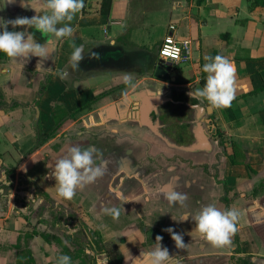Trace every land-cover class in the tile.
Returning <instances> with one entry per match:
<instances>
[{"label": "crops", "instance_id": "obj_1", "mask_svg": "<svg viewBox=\"0 0 264 264\" xmlns=\"http://www.w3.org/2000/svg\"><path fill=\"white\" fill-rule=\"evenodd\" d=\"M84 3L82 12L71 22V37L54 40L49 34L29 29L37 41L48 42L47 59L0 56V172L12 170L0 181L14 185L13 192L19 190L22 197L30 198L36 189L58 205L74 209L90 229L101 233L104 242L118 244L122 264H134L142 258V251L153 250L157 235L163 237L162 246L178 264H236L240 259L264 264V7L253 0H113L110 14L100 15V0ZM31 7H39V0H0V23L31 18L36 15ZM171 26H175L174 31ZM8 29L17 30L11 25ZM170 34L188 42V50L182 62L173 63L176 81L162 82L150 78L151 65L160 57V48ZM73 44L84 50L78 69L71 65ZM91 53H97L99 59ZM216 55L234 61L237 69L231 114L225 108H214L220 132L212 139L213 152L217 142L225 167L221 168L219 183L208 177L204 168H191L189 162L177 158L169 168H145L153 164L149 159L158 153L172 157L167 153L177 150L163 146L148 128L137 124H141L142 114L135 110L132 94L143 90V99L138 101L145 107L147 102L171 97L172 87L188 93L203 88L207 77L202 71L207 62L204 57ZM63 73L66 75L62 77ZM125 75L131 77V84L124 83ZM103 94L107 95L91 106L98 108L83 125L91 130L108 128L110 135L117 136L118 141H130L132 148L102 158L97 165L106 161V173L78 189L73 199L65 200L57 195L55 179L49 173L72 144L53 149L51 145L57 141L53 136L36 147V129L39 125L44 132L53 129L58 105L72 114ZM14 104L18 106L12 108ZM220 134L224 145L220 144ZM75 145L83 147L80 142ZM213 152L186 154L200 158L202 163L206 156L215 161ZM129 159L135 160L136 167L128 164ZM15 161V168L10 167ZM20 177L26 184H20ZM168 190L187 194L185 206L169 205L162 195ZM7 200L1 194L0 264H57L53 246L29 227V218L20 214L26 213L25 208L13 197L9 205ZM110 201L115 202L114 207L122 206L124 213L146 207L147 213H139L138 220L130 223H124L121 216L106 218L103 208ZM208 204L239 211L238 231L231 246L214 247L196 230L191 217ZM15 206L20 212L12 214ZM185 214L189 218L181 219ZM175 223L183 235L184 249H177L165 231Z\"/></svg>", "mask_w": 264, "mask_h": 264}, {"label": "clouds", "instance_id": "obj_2", "mask_svg": "<svg viewBox=\"0 0 264 264\" xmlns=\"http://www.w3.org/2000/svg\"><path fill=\"white\" fill-rule=\"evenodd\" d=\"M23 6V3H22ZM85 6L84 0H39V7H31L36 15L29 17H17L0 23V52L5 53L10 58H21L29 60L32 57L47 59L50 55L48 42L40 43L35 38V34L29 31L35 28L41 35L49 34L54 40L71 37L74 29L71 22L81 13ZM11 25L13 29L8 30ZM59 25V27H58ZM71 65L78 69L79 63L84 59L83 46L72 45ZM91 57L99 59L97 53H91ZM202 71L207 73L206 83L203 88L190 90L188 95L192 99L206 100L211 108H229L236 98L237 92V69L234 61L222 55L205 56ZM62 77L66 73L61 74ZM125 84H131V77H123ZM97 149L94 147L82 148L77 145L70 146L67 153L59 158L54 169L49 173L50 178L56 182L57 195L65 200L75 197L78 189L94 183L107 171V162L96 164L94 154ZM122 197V193L117 194ZM163 197L169 205L180 204L185 206L188 199L187 194L176 190L162 192ZM105 214L118 219L120 209L117 207L103 208ZM240 213L236 209L221 210L214 204L203 206L194 217L196 230L203 238L214 247H226L232 245V237L237 233V223ZM188 214L181 219L187 220ZM171 234V239L175 242L177 249L186 247L183 235L169 227L165 229ZM70 234H74L70 233ZM162 236L157 235L153 250L141 253L142 258L134 261V264H178L169 250L163 247ZM87 253V249L85 250ZM98 257V264H108L106 254L101 253ZM57 264H72L71 257L67 255L59 256Z\"/></svg>", "mask_w": 264, "mask_h": 264}, {"label": "rangeland", "instance_id": "obj_3", "mask_svg": "<svg viewBox=\"0 0 264 264\" xmlns=\"http://www.w3.org/2000/svg\"><path fill=\"white\" fill-rule=\"evenodd\" d=\"M8 30L12 31L11 29H8ZM20 30H23V29L17 28L16 31H20ZM66 81L67 83H70L69 76L66 77ZM47 82H48L47 80L44 81L45 85L47 84ZM56 89L57 91H59L57 87ZM117 94H119V92H116L115 95ZM97 108L98 107H92L91 109H88V111L85 110L79 113L75 119L68 120L65 117L67 114L66 110L63 108L62 104L58 105V107L56 108L57 109L56 116L59 117V119L63 121V124H62V127L55 133L54 136L57 138V141H55V143L51 145V148L58 150L67 143H71L73 146L75 144L79 145V142H80L82 143V146H83L82 148L94 147L95 149H97V152L94 154V159L96 161V164L100 163L102 158H104L109 153L120 151L123 154L124 151L126 152V149L131 150L133 144L130 141L129 142L128 141H118L117 136H113L109 134L110 130L108 128L105 129V127H101L104 129H99V128L96 129L97 127H94V129L91 130L90 126L85 127L83 125L85 121L88 122L93 111L96 110ZM172 125H173V130H175V128H178L179 122L175 120L174 123H172ZM36 133H37V140H38V139L44 138L48 132L46 131L44 132L42 129V126L39 125V127L36 129ZM169 136L172 138V140H177L176 139L177 135L175 134L172 135L169 132ZM34 144L35 142L32 144H29V147L33 146ZM161 144L165 146L163 142ZM214 145L215 147H214L213 157L216 158L215 161L214 159H212V157L206 156L202 164L200 163L201 159L200 158L198 159V157L191 156L190 154L188 155L181 151H173V152L169 151L172 153H167V154H172V157H167L162 152L161 154L158 153L156 157H152V155H149V157L151 156L153 159H149V158L148 159L153 164L145 168L153 169L152 166L160 167V165L162 166V168L163 167L169 168L170 167L169 164L175 163L177 161L176 160L177 158L180 161H182V163L189 162V165L191 168H197V165L199 166V168H204L205 174L208 177H213L215 181L219 183L218 178L220 177L221 168L224 170L225 167L221 161L222 149L219 147L217 142H215ZM14 164L16 165L17 162L15 161L13 164H11L10 167L15 168ZM128 164H130V166L132 164V166H135V167L137 165L134 159L133 160L129 159ZM6 171H5V174L7 175H10V173L12 172L10 168H8ZM5 174L0 172V178H2ZM13 179L15 180V176H13ZM18 180L20 184H23V183L26 184L25 179H22L20 177V179ZM14 188H15L14 185L9 186L8 184L0 181V189H3V192L0 193V197H1V194H3L4 197H7L8 199L6 201L7 205H9L8 204L9 199L13 197L14 200L18 202L22 208H25L24 211L26 213L25 214L20 213V214L23 217L29 218L30 219L29 227L35 233H37L38 231L37 234L40 235L47 243L53 246L52 248L54 251L52 254L56 255L57 260L59 256L65 255L64 250L62 249L60 245H58L56 241L57 238H59L63 240L65 243H67V245L69 246L70 251H71V253L69 254V257H71V261L73 262V264H82L81 257L77 256V253L79 251H77L75 247L68 242V237L71 235L73 236L77 235L81 238L87 239V241H90V243L95 247L97 246V239L94 237V235L90 231H88L86 228L82 226V223L80 221L76 220L72 216L74 214L73 210L68 209L67 207H65V205H58L55 201L49 199L48 196L45 195L43 192L38 191L36 189H34V191L32 192V196L30 198H27V197H22V195L18 193L19 190H17V192H13ZM114 203L115 202L110 201L106 204V207H109V208L114 207L115 206ZM117 208L120 209V213H121L120 216L124 217L125 219L124 223H128V222L130 223V222L136 221L133 219H137V216L139 213L143 215L147 213V207L139 208L138 211H134L131 213H124L122 211L123 209L122 206H117ZM17 211L20 212V207L15 206L12 211V214L13 213L16 214ZM105 216H107L106 218H109V217L112 218V216L107 215V214H105ZM170 227L173 228L175 232L179 233V227L176 226V223L173 225H170ZM73 232L74 234H70ZM83 233L85 236H83ZM105 248L110 251H115L117 249L121 253V250L118 247V244L113 241L105 242ZM89 252L90 251H87L88 254ZM99 258L103 259V257H100V256ZM122 258L124 259L123 255H122ZM108 264H110L109 259H108Z\"/></svg>", "mask_w": 264, "mask_h": 264}, {"label": "flooded vegetation", "instance_id": "obj_4", "mask_svg": "<svg viewBox=\"0 0 264 264\" xmlns=\"http://www.w3.org/2000/svg\"><path fill=\"white\" fill-rule=\"evenodd\" d=\"M208 106H204L203 100L192 99L187 90L172 87L171 98L167 96L166 101L157 106V112L151 111L150 116L154 122L159 119L161 132L170 139L169 132L177 135V140H173L176 143L190 145L196 141L195 129L205 130L211 139L218 134L214 113L209 114ZM175 120L179 125L173 130Z\"/></svg>", "mask_w": 264, "mask_h": 264}, {"label": "trees", "instance_id": "obj_5", "mask_svg": "<svg viewBox=\"0 0 264 264\" xmlns=\"http://www.w3.org/2000/svg\"><path fill=\"white\" fill-rule=\"evenodd\" d=\"M254 3L257 6H263L264 7V0H253ZM112 2L113 0H100V9H99V14L100 15H108L111 12V8H112ZM1 57H5L7 56L5 53L1 52ZM206 82H204L205 84ZM107 94H103L101 96L95 97L92 100L88 101L86 105H84L82 108L78 109L76 112L72 113V114H66V119L71 118V119H75L76 116L91 108V106L96 103L98 100L102 99L103 97H105ZM0 98L2 97V94L0 92ZM3 103V102H2ZM17 104H14L12 106V108L17 107ZM226 111L228 113L231 114V107L229 108H225ZM63 121L61 119H59V117H56V124L54 125L53 129L48 132L44 138L38 139L37 141V145L36 147H40L42 145H44L45 143H47L50 139H52V137L55 135V133L62 127ZM219 139H220V144L224 145L223 142V135L220 134L219 135ZM230 161L232 162V164H235V159L230 157ZM249 167V166H248ZM226 192L229 191V189L227 188V185H224ZM47 195V194H45ZM48 196V195H47ZM49 199H51L48 196ZM226 204H228V200L225 198ZM74 214L72 215L76 220L80 221L82 223V226L84 228H86L88 231H90L94 237L97 239V246H93L90 241H87V239L85 238H81L79 236H69L68 237V242L70 244H72L75 249L77 251H79L77 253L78 257H81L82 259V264H98V257L100 256L101 253L106 254L107 259H109L110 264H122L123 258L121 253L116 249L115 251H110L108 249L105 248V242L102 238V235L99 231H94L92 229H90L88 226H86V224L77 216L76 212L74 211V209H72ZM86 231V230H85ZM83 232V231H82ZM81 232V233H82ZM83 236L84 233H83ZM57 243L58 245H60L62 247V249L65 252V255L69 256V254L71 253L69 246L67 245V243H65L63 240L57 238ZM90 251L89 254L86 253L85 250ZM73 264V262H72ZM236 264H253L251 262L250 259H240L238 261H236Z\"/></svg>", "mask_w": 264, "mask_h": 264}, {"label": "water", "instance_id": "obj_6", "mask_svg": "<svg viewBox=\"0 0 264 264\" xmlns=\"http://www.w3.org/2000/svg\"><path fill=\"white\" fill-rule=\"evenodd\" d=\"M176 66L171 62L164 60L163 58H157L151 65L150 78H153L162 82H175L176 81ZM154 88L158 87V84L153 83ZM143 90H139L132 94L135 99V110L140 111L142 114L141 124L138 125L148 128L158 139H160L168 148L178 150L185 153L196 154L199 152H213L212 139L209 135L205 134L203 130L196 131V141L190 145H180L166 136L160 130L159 119L156 122L150 117L151 111L156 110L157 106L166 101L165 98H159L155 101L147 102V106H141L139 104L140 99H143ZM141 96V97H140ZM168 97H170L168 95ZM171 98V97H170ZM209 114L214 113V108L208 106Z\"/></svg>", "mask_w": 264, "mask_h": 264}, {"label": "built area", "instance_id": "obj_7", "mask_svg": "<svg viewBox=\"0 0 264 264\" xmlns=\"http://www.w3.org/2000/svg\"><path fill=\"white\" fill-rule=\"evenodd\" d=\"M171 30H175V26H171ZM188 42L178 40L174 34L168 35L159 52L160 58L178 64L185 59V53L188 50Z\"/></svg>", "mask_w": 264, "mask_h": 264}]
</instances>
